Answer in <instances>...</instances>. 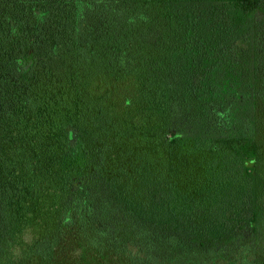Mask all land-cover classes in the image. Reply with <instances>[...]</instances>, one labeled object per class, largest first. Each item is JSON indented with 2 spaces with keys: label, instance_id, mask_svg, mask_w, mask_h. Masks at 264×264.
I'll return each mask as SVG.
<instances>
[{
  "label": "trees",
  "instance_id": "obj_1",
  "mask_svg": "<svg viewBox=\"0 0 264 264\" xmlns=\"http://www.w3.org/2000/svg\"><path fill=\"white\" fill-rule=\"evenodd\" d=\"M0 264H264V0H0Z\"/></svg>",
  "mask_w": 264,
  "mask_h": 264
},
{
  "label": "rangeland",
  "instance_id": "obj_2",
  "mask_svg": "<svg viewBox=\"0 0 264 264\" xmlns=\"http://www.w3.org/2000/svg\"><path fill=\"white\" fill-rule=\"evenodd\" d=\"M57 220V211L54 208H46L42 211L35 212L34 215L25 222L17 224V229L23 231L28 229L27 236L34 235L35 237H41L49 231L55 228Z\"/></svg>",
  "mask_w": 264,
  "mask_h": 264
}]
</instances>
